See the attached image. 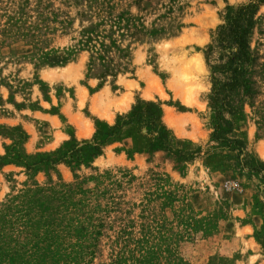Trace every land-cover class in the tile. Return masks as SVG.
Listing matches in <instances>:
<instances>
[{"label":"rangeland","instance_id":"374dc122","mask_svg":"<svg viewBox=\"0 0 264 264\" xmlns=\"http://www.w3.org/2000/svg\"><path fill=\"white\" fill-rule=\"evenodd\" d=\"M248 1L0 0V264H264V3L248 96L209 103ZM138 100L167 141L135 122L90 150Z\"/></svg>","mask_w":264,"mask_h":264},{"label":"trees","instance_id":"16d2710c","mask_svg":"<svg viewBox=\"0 0 264 264\" xmlns=\"http://www.w3.org/2000/svg\"><path fill=\"white\" fill-rule=\"evenodd\" d=\"M263 3L264 0H250L239 5L234 13L218 27L213 44L208 49L207 54L214 49L215 45L224 50L218 57V63L211 64L213 87L209 103L215 109L218 119H223L221 116L224 111L235 113L241 103L238 97L248 96L250 92L248 71L249 65L254 61L250 38L256 23L257 12ZM162 113L159 103L138 100L116 125L104 124L99 127L92 139L93 144L88 141L87 145L90 150H96L123 126L135 122L144 123L159 130V140L166 142L168 135L162 121ZM214 137L218 139L217 133ZM65 155L69 156L70 153L65 152ZM262 166L264 167V164Z\"/></svg>","mask_w":264,"mask_h":264},{"label":"bare ground","instance_id":"6f19581e","mask_svg":"<svg viewBox=\"0 0 264 264\" xmlns=\"http://www.w3.org/2000/svg\"><path fill=\"white\" fill-rule=\"evenodd\" d=\"M181 73H182V71H181ZM185 73V72H184ZM186 75H184L183 74V77H182V75H181V78H180V83H181V85H183L185 82H186ZM183 88V87H182ZM181 88V89H182ZM181 89H179V92H180V94H181V96L185 99V101L186 102H190V100H189V96H190V91H189V89H188V91L187 90H181ZM178 92V93H179ZM172 113V112H171ZM168 116V119L171 121V117L169 116V115H167Z\"/></svg>","mask_w":264,"mask_h":264}]
</instances>
